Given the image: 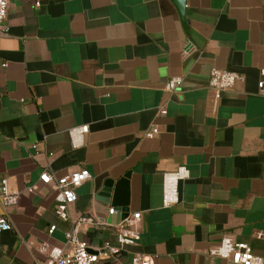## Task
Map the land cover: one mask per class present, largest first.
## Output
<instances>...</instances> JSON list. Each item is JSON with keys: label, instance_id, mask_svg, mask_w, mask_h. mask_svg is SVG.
<instances>
[{"label": "crops", "instance_id": "crops-1", "mask_svg": "<svg viewBox=\"0 0 264 264\" xmlns=\"http://www.w3.org/2000/svg\"><path fill=\"white\" fill-rule=\"evenodd\" d=\"M9 24L0 35V178L19 201L7 211L0 264H44L42 242L68 247L72 223L40 176L81 168L91 177L71 214L99 222L81 231L95 264L135 253L156 255L153 264H210L225 235L264 259V0H186L184 23L176 0H10ZM212 67L241 79L217 96ZM175 76L183 80L169 92ZM81 124L90 130L75 148L69 131ZM153 125L160 132L149 138ZM181 165L190 175L166 207L163 176ZM125 174L127 204L98 199ZM135 211L139 242L117 258L99 255Z\"/></svg>", "mask_w": 264, "mask_h": 264}, {"label": "built area", "instance_id": "built-area-1", "mask_svg": "<svg viewBox=\"0 0 264 264\" xmlns=\"http://www.w3.org/2000/svg\"><path fill=\"white\" fill-rule=\"evenodd\" d=\"M9 4L10 0H0V35H8L9 24ZM189 50V49H188ZM186 50V51H188ZM5 65V64H3ZM240 74L235 71L224 70L219 67H212L210 72L209 86L220 96L224 91L231 89L238 80ZM183 78L175 76L169 78L165 89L169 92H176ZM260 93L264 96V68L261 70V78L258 81ZM161 113H166L165 108L160 109ZM88 124H81L70 129L69 135L73 147H80L84 144L85 135L89 132ZM160 129L157 125L151 126L147 130L146 136L153 138L158 135ZM190 170L187 166L181 165L176 170L166 172L163 176V205L170 207L180 200L179 184L188 178ZM91 177L87 168H81L55 176L50 172H43L40 179L44 183H54L56 188V213L65 221L70 220L72 227L65 232L67 248L51 246L47 242H42L38 250L45 255L44 264H95L96 255L90 251L88 242L81 236L84 228H89L98 224L94 215L78 214L72 216L71 207L78 199L76 188ZM19 201V193L9 187L7 178H0V236L3 231L11 229L12 225L8 220V208L14 206ZM116 208H110L109 213L114 214ZM142 218L141 211L129 214L119 222L114 224L116 229L117 243L105 242L99 250V255L108 258H117L124 249L136 245L141 239L139 221ZM56 229L52 225L50 232ZM257 238H264V231L256 234ZM210 255L220 258L210 264H264V259L256 254L248 243L234 240L231 236L225 235L220 243L210 249ZM156 255H146L135 253L126 264H153Z\"/></svg>", "mask_w": 264, "mask_h": 264}, {"label": "water", "instance_id": "water-1", "mask_svg": "<svg viewBox=\"0 0 264 264\" xmlns=\"http://www.w3.org/2000/svg\"><path fill=\"white\" fill-rule=\"evenodd\" d=\"M178 2V10L182 22H185V10H186V0H176ZM129 174H125L118 180L113 178L108 179L104 183L103 189L99 192V200L105 202H111L113 205H125L127 204V199L123 197V193L128 186ZM91 252L93 250L90 249Z\"/></svg>", "mask_w": 264, "mask_h": 264}]
</instances>
